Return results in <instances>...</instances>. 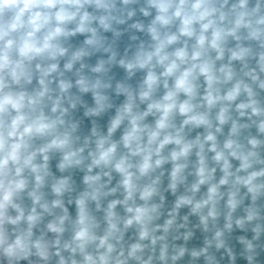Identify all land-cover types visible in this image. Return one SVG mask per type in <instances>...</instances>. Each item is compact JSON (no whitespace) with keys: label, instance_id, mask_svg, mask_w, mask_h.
Instances as JSON below:
<instances>
[{"label":"clouds","instance_id":"obj_1","mask_svg":"<svg viewBox=\"0 0 264 264\" xmlns=\"http://www.w3.org/2000/svg\"><path fill=\"white\" fill-rule=\"evenodd\" d=\"M0 264H264V0H0Z\"/></svg>","mask_w":264,"mask_h":264}]
</instances>
